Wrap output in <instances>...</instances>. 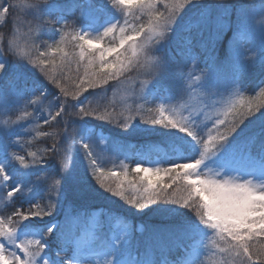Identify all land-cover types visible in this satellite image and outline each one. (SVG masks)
Masks as SVG:
<instances>
[{"label": "snow or ice", "instance_id": "obj_1", "mask_svg": "<svg viewBox=\"0 0 264 264\" xmlns=\"http://www.w3.org/2000/svg\"><path fill=\"white\" fill-rule=\"evenodd\" d=\"M110 4L122 11V19L93 35L83 28L69 33L66 18L45 11L56 8L55 4L0 0V26L7 27L9 34L22 22L19 10L25 7L32 9L34 20L39 14L38 28L63 25L59 42L49 45L37 36L30 50L14 38L0 35V78L7 81L0 97L4 103L13 97L20 101L18 107L4 110L8 116L5 124L32 121L30 125L35 127L29 135L35 131L52 140L40 149L23 138L3 139L8 127L0 131V151L7 153L0 162V191L11 201L6 214L0 215V264H204L199 257L207 230L212 231L211 244L237 264H264V246L254 244L257 237H264V180L225 174L245 169L264 176V129L228 150L245 125L257 117L264 119V104L240 94L242 75L264 67V21L259 28L256 24L257 16L264 17V0L258 9L227 0H111ZM134 5L146 13L147 21L140 16H134V22L128 20L126 13ZM196 5L200 7L185 23V13ZM45 15L49 19L44 20ZM29 28L32 31L31 25ZM257 32L258 42L251 39ZM69 36L79 48L75 68L64 51ZM173 37L180 59L162 47ZM57 53L62 54L63 67L56 64ZM9 58L31 65L56 90L59 104L46 100L47 88L20 100L19 76L7 74ZM189 65L198 68L199 74L189 70ZM137 70L146 76L142 90L151 91L149 83L164 88L188 116L175 108L166 111L164 104L159 105V116L152 119H145L135 109L124 116L114 106H99L96 96L89 95L97 89L107 92L110 81L118 84ZM257 87L264 98V81ZM227 92H235L237 99L223 107L211 127H202L198 117L215 107L214 96ZM193 98L198 103H192ZM46 104L49 110L43 119L28 110L39 105L44 112ZM138 116L146 125L191 137L199 146V155L182 160L192 162L177 161L167 167L141 162L119 172L106 170L97 164L93 143L86 142L73 125L75 119L94 118L115 122L126 131ZM41 121L58 131H41ZM77 144L89 160L88 171L96 189L108 198H119L137 213L154 209L150 220H140L138 226L123 223L118 232L109 235L90 212V205L80 202L83 193L70 196L66 192L64 176L72 168L68 161ZM50 161L52 167L46 168ZM209 162L216 168H208ZM17 163L25 170L35 167V174L14 180L10 166ZM110 178L118 183H110ZM26 185L39 187L41 196L25 209L19 199L28 190Z\"/></svg>", "mask_w": 264, "mask_h": 264}, {"label": "trees", "instance_id": "obj_2", "mask_svg": "<svg viewBox=\"0 0 264 264\" xmlns=\"http://www.w3.org/2000/svg\"><path fill=\"white\" fill-rule=\"evenodd\" d=\"M43 5L47 4H55L56 8L51 10H45L49 15L56 16L57 14H62L64 18L67 19L70 27L67 31L71 34L77 32V19L79 17L80 11L84 6H87L88 0H44ZM96 2V4L102 3V6L106 7L108 10H112L114 7L110 4L111 0H92ZM227 2L236 3V4H256V1L251 0H227ZM22 18V17H21ZM29 21V25H31L32 31H30L27 39V49L30 50L31 43L35 39V37L39 36L42 40L47 41L49 45H52L54 42H59L61 38L60 29L63 25H57L56 27H37L39 22V14L36 19H33V16L27 18ZM44 20L49 19L47 15L43 17ZM183 24V23H182ZM181 24V25H182ZM21 27V23L13 26L12 33L9 34L8 28L1 26L0 27V35H5L7 38H14L15 29ZM180 27V26H179ZM179 27L177 31H179ZM175 37H173V41L169 43V53L172 56H175L177 59L181 57L178 54L176 44L174 43ZM38 43V42H37ZM64 51L68 53L67 61H70L72 64V68H75V60L79 56V48L76 46V42L71 40L69 36L66 39L64 44ZM198 51V50H197ZM61 53L56 54V64L59 67H63L61 65ZM7 74L8 75H18L19 76V85L22 89V95L20 100L30 99L35 96L39 91L47 88L48 94L46 97L47 101H51L53 105H58L59 101L56 100L58 93L55 89H52L50 85L43 79V77L29 64L25 62H17L9 58L7 60ZM191 65H189L190 69ZM200 67H204L202 63H200ZM81 72H83V67H81ZM73 77L75 73H72ZM242 83L244 85V89L241 91V95L246 98H254L256 103L264 104V98L259 96V88L257 85L259 82L264 81V67H257L254 71L248 72L242 75ZM111 85H117L116 81H110L108 86V91L102 93L99 89L96 90L95 95L97 98V104L101 107L103 106H114L115 111L117 113H121L124 116H127L131 113L133 109L132 106L120 105V103L113 97V91L115 87H111ZM7 86V81L5 78H0V89L5 88ZM69 86H71V81H69ZM179 86V84L177 85ZM208 86V85H207ZM254 89V91H253ZM89 91H92L91 89ZM229 94V92H228ZM87 95V93H84ZM158 98V91L155 89V86L152 85L151 91L147 92L145 97L143 108L139 111L140 115H142L145 119H152L158 113V107L156 105V100ZM83 100L84 98L81 97ZM2 101V97H0V102ZM20 101H18L15 97L11 102L6 104L7 109H12L19 106ZM48 105H45V109ZM43 112L41 106L36 105L33 106V109H28L29 111H34L37 114L41 115V119L47 116V113ZM5 105H0V119L6 117L4 114ZM111 110V108L109 109ZM137 110V109H135ZM32 121H28L24 123L23 129H19L18 132L7 130L3 139L7 140H18L19 138H23L28 141L29 144H35L38 148L43 149L47 147L48 144L52 143V140L47 137L37 136L35 131L31 132L29 135V131L35 127V125H30ZM54 123V122H52ZM30 125V126H29ZM73 125L79 129V135L85 140L86 137L84 135L85 129L88 125L94 126V131L103 129L104 131L109 133V142H110V151L111 152H120V157L126 156L127 166L128 168L135 167V161L139 156L138 152L145 149L146 147H150L152 152L159 155L163 160V167L169 166L168 164L182 161L187 158H195L199 155L200 149L199 146L196 145L195 141L191 139V137L186 136V134L179 132L178 130H167L160 128L158 126H151L144 124L139 116L132 124V126L128 130H124L118 126H116L115 122L112 124L107 123L106 121H99L94 118H85L84 120L75 119L73 121ZM5 128V127H4ZM9 128V127H8ZM264 129V119L257 117L256 119L250 121L247 125H245L237 135L232 139L230 144V148L233 149L237 145L241 143V141L245 140L248 137H251L253 134H256ZM40 130L41 131H58V129H54L48 127L40 122ZM0 131H3V127H0ZM96 132H94V136ZM36 137L33 139V137ZM27 147V145H25ZM31 150H36V148H32ZM182 162H191V161H182ZM54 162H49L46 168H51ZM69 167H72L71 170L65 174L64 176V185L66 192L70 196H75L79 193H83V196L80 199V202L83 204L90 205L91 209L95 207H104L107 209V213H113L116 215H124L128 219H131L135 225L139 224L140 220L148 221L152 217V213L154 209L146 210L144 213H137L135 210L131 209L129 206L125 205L119 198H108L106 195L100 193L97 189L93 181L91 180L89 171L91 170L89 160L85 156V151L82 146L77 144L74 146V150L71 158L68 161ZM11 170L16 173V175L20 178L22 177H30L33 176L36 172V168L33 167L31 169L25 170L18 163L10 166ZM89 169V171H88ZM120 168L119 171H121ZM118 171V172H119ZM57 173H59V169H57ZM110 183L114 185L118 183L113 179H109ZM26 190L24 195L19 199V203L24 206L26 209L30 203H35L41 196V190L37 186L26 185ZM11 203L10 200L6 198L3 191H0V215L6 214L8 210V205ZM19 207V205H17ZM105 214L106 219L105 223L109 224L108 214ZM256 247L264 246V237H257L254 241ZM204 264H225V261L228 264H237L235 260L228 258L226 255L218 252L212 254L209 248V243L207 237L205 235L203 243L200 247V257Z\"/></svg>", "mask_w": 264, "mask_h": 264}, {"label": "rangeland", "instance_id": "obj_3", "mask_svg": "<svg viewBox=\"0 0 264 264\" xmlns=\"http://www.w3.org/2000/svg\"><path fill=\"white\" fill-rule=\"evenodd\" d=\"M246 1V0H245ZM256 1V4H250L255 5L258 9L261 0H251ZM15 2V0H13ZM23 3L27 5L31 4H44V0H22ZM205 3L208 2V0H204ZM93 3V2H92ZM243 5H247L242 3ZM158 8L163 10V5L158 4ZM200 6L196 5L192 8L188 9V11L185 13V23H187L193 13H195ZM115 12H109L108 9L102 8V10H99L96 5L92 6L89 5L85 8H83L79 14V17L77 19V23H79V32L83 28L84 31L91 32L93 35L98 34L103 31V28L106 27L110 23H115L122 19V11L119 9L113 8ZM32 12V9L29 7L21 8L19 10V15L21 18V27L15 29V35H13L14 39L21 45L22 48L25 50L27 49V39L28 35L30 33L29 28V21L28 17L30 16ZM127 18L130 22H134L133 17L134 16H140L142 21H147L148 17L146 13L142 12L137 6H133L130 13H126ZM184 18L181 20V24L184 22ZM264 21V17L257 16L256 17V24L257 28H259L260 22ZM1 27V26H0ZM179 27V26H178ZM252 40L258 42L259 41V33H255L251 37ZM165 51L169 49V44L162 46ZM2 54H0V59H2ZM202 68V67H200ZM189 70L195 71L197 74H199L198 68H192L190 67ZM146 79V76L142 74V70H137L134 72H131L127 75V78H121L120 82L116 85L114 91H113V97L120 103V105L125 106H132L137 111H140L143 108L145 96L148 92L147 89L142 90L140 85L141 83ZM152 86L151 83H149L148 88ZM203 87L207 89V84H204ZM195 92H199L198 89L194 90ZM141 96H144V99H141ZM169 92H167L165 89L163 92L160 93L159 99L157 100L158 108L160 104H164L165 110L168 111L171 108H175L176 111L181 112L182 115L188 116V112L179 107L176 100L169 98ZM213 99L216 100V105L214 108L209 109L205 114L200 115L198 117V120L201 121L204 125L202 127H211V121L214 119L219 113L222 112L223 107L227 104L233 102L237 99V96L235 92H228L224 93L223 95L217 94L213 97ZM13 98H10L4 103V98H2V101L0 102V105H5V109H7L6 104L8 102H11ZM25 100V99H23ZM180 103H183L182 101ZM192 103H198V98H193ZM48 107L45 109V112L47 113ZM159 114L157 115V117ZM205 116L208 117V119L205 118ZM14 119V118H13ZM8 120V116L0 119V127H9L11 131L18 132L19 129H23L24 123L21 122L17 124L16 126L13 125H6L5 121ZM32 123V122H31ZM86 139L85 141H91L93 143V148L95 149V153L97 156V164L104 167L106 170H114L119 171L120 168H123L124 166H127V160L126 156L120 157V152H111L110 151V142L108 140V133H106L103 130L96 131V136H94V132L92 129L86 127L85 133ZM228 150L230 151V145L228 146ZM7 156V153L5 151H0V162H2ZM145 163V166H160L162 167V162L160 161V158L157 155H154L150 152V147H146L145 149L141 150L139 153V157L136 160L137 163ZM208 168H216V165L212 164L211 162L207 165ZM226 175L231 176H240L243 179H255L254 182H259L261 180H264V176H262L259 172H252L245 169H233L229 170ZM15 180V179H14ZM92 213H95L96 219L98 223L103 224L105 231L108 232L109 235L112 234V232H118L123 223H132L130 220L126 219L123 215H113L108 214V218L110 220L109 224H106L104 220L106 219L105 213L106 209H95L92 211ZM211 236L212 231L207 230L206 231V237L209 243V248L212 254L218 252V249L214 247L211 244ZM220 246L223 247L224 243L221 241L219 242Z\"/></svg>", "mask_w": 264, "mask_h": 264}]
</instances>
